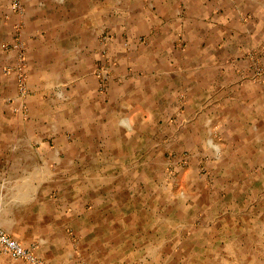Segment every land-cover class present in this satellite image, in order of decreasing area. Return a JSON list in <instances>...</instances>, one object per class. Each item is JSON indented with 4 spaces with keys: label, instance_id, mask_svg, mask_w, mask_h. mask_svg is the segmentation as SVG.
Instances as JSON below:
<instances>
[{
    "label": "crops",
    "instance_id": "obj_1",
    "mask_svg": "<svg viewBox=\"0 0 264 264\" xmlns=\"http://www.w3.org/2000/svg\"><path fill=\"white\" fill-rule=\"evenodd\" d=\"M23 3L0 0V224L53 264H264V0Z\"/></svg>",
    "mask_w": 264,
    "mask_h": 264
},
{
    "label": "built area",
    "instance_id": "obj_2",
    "mask_svg": "<svg viewBox=\"0 0 264 264\" xmlns=\"http://www.w3.org/2000/svg\"><path fill=\"white\" fill-rule=\"evenodd\" d=\"M10 8L13 12L23 14L25 7L23 0H10ZM23 22L19 21L15 24V34L13 41L10 43H4L5 49H14L17 53V61L14 65L6 66V73H14L17 79L18 85V99L20 104L16 107V110L26 115L28 111L27 98L30 94L28 86V58H27V45L22 38ZM108 35L103 36V43H107ZM106 52V49H105ZM113 62L105 61L100 63L95 68V73L101 79L102 87L106 86L108 80L113 75ZM9 101L14 99L9 97ZM217 147V146H216ZM6 254L14 258L23 259L29 264H53L41 257H39L35 251L34 246H25L18 239L12 236L1 224H0V255Z\"/></svg>",
    "mask_w": 264,
    "mask_h": 264
},
{
    "label": "rangeland",
    "instance_id": "obj_3",
    "mask_svg": "<svg viewBox=\"0 0 264 264\" xmlns=\"http://www.w3.org/2000/svg\"><path fill=\"white\" fill-rule=\"evenodd\" d=\"M253 77L257 81L264 80V65L259 62L257 57L253 56ZM184 99V96L182 97ZM185 161L182 160L181 164H185Z\"/></svg>",
    "mask_w": 264,
    "mask_h": 264
}]
</instances>
